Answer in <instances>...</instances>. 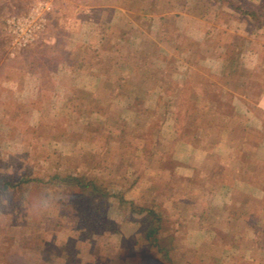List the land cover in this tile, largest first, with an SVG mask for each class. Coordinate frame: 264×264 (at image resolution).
<instances>
[{
	"label": "crops",
	"instance_id": "1",
	"mask_svg": "<svg viewBox=\"0 0 264 264\" xmlns=\"http://www.w3.org/2000/svg\"><path fill=\"white\" fill-rule=\"evenodd\" d=\"M237 1L153 0L128 19L126 13L133 11L124 0H92L73 9L70 22H56L57 29L71 31L70 39H55L61 52L69 53L57 54L59 68H70L71 76H104L107 87L99 88L103 95L137 91L141 95L125 96L126 109L137 103L147 125L160 119L155 147L167 140V148H142L140 155L152 162L149 189H168L155 197L153 204L161 211L152 207L160 219L153 226L159 225L158 250L173 264H220L218 251L208 248L230 250L235 257L231 264H264V227H257L264 222V28L255 27ZM97 12L105 16L99 19ZM82 13H87V24ZM85 27L87 39L79 37ZM83 47L91 65L83 62ZM177 110L194 135L176 133ZM119 165L125 173L128 164ZM147 186L137 182L131 196L140 206ZM120 196L108 193L103 204L124 203L127 198ZM214 206L220 207L216 215L225 224H217ZM107 213L104 219L113 221ZM132 221L121 231L136 242L140 220ZM229 222L244 228L235 229ZM243 236L249 239L247 245L238 244ZM126 250H117L121 264L134 259L123 255ZM131 264L157 263L137 256Z\"/></svg>",
	"mask_w": 264,
	"mask_h": 264
},
{
	"label": "rangeland",
	"instance_id": "2",
	"mask_svg": "<svg viewBox=\"0 0 264 264\" xmlns=\"http://www.w3.org/2000/svg\"><path fill=\"white\" fill-rule=\"evenodd\" d=\"M107 1L120 3V0ZM124 1L133 11L126 13L128 19H133L136 8L153 2ZM39 2L49 5L43 11L46 27L26 47H13L5 30L6 18L25 15ZM237 2L264 16V0ZM85 3L92 0H0V264H121L119 248H127L123 255L134 258L128 259L130 264L137 256L157 264H173L168 256L163 257L162 251L157 252V248L141 239L146 220L151 217L139 209L155 207L154 210L161 211V206L153 204L157 201L155 197L168 193L166 188L149 189L148 186H153L152 162L140 155L142 148L149 151L158 147L153 135L159 131L160 119L155 118L147 125L149 120L145 113H140L137 103L126 109L125 96L141 95L137 91L117 94L105 91L107 98L101 99L104 95L99 88L107 87L104 76H71L70 68L65 70L56 65L58 53L69 56L68 51L61 52L56 46V36L71 38V31L57 29L56 22L58 19L70 22L72 10ZM82 14L87 24V13ZM96 15L99 19L105 16L102 12ZM115 15L112 21L117 18ZM136 16L138 20L142 18L139 13ZM88 35L85 27L79 37L87 39ZM86 48H82V59L85 65H91ZM93 62L96 68L98 61ZM180 111L176 112V133L180 137L194 135L195 130L182 123ZM166 142L158 149L167 148ZM119 161L128 164L125 173ZM55 171L83 174L105 187L106 194L118 196L117 199L122 194L120 197L127 199L124 203L105 205L106 197L97 192L82 193L63 185L27 182L35 177L47 178ZM137 182L148 185L142 206L131 199ZM105 212L113 221L104 219ZM213 212L217 224L226 223L222 216L216 215L221 214L219 206H214ZM132 218L140 220L136 242L133 235L126 236L121 231V227L134 224ZM153 219L152 226L156 223ZM232 227L244 228L240 223ZM257 227L263 228L264 222ZM220 240L216 238L219 244ZM247 242L249 239L243 236L238 244ZM208 250L218 251L220 264H231L232 257L235 259L230 250L224 252L225 248Z\"/></svg>",
	"mask_w": 264,
	"mask_h": 264
},
{
	"label": "trees",
	"instance_id": "3",
	"mask_svg": "<svg viewBox=\"0 0 264 264\" xmlns=\"http://www.w3.org/2000/svg\"><path fill=\"white\" fill-rule=\"evenodd\" d=\"M241 13L249 19L253 23V25L257 28L262 27L264 28V16H261L257 13L254 9L249 7L248 5H244L240 8ZM29 181H36L41 182L48 186H58L63 185L67 188L79 190L82 193H92L97 192L99 196L103 197L106 195L107 190L104 189L105 187H101L100 185L96 184L94 179H88L83 174H73V173H62L60 171H55L53 174L49 175L47 178H31ZM5 186H8L9 183H4ZM109 193V192H108ZM107 193V194H108ZM146 212V217H151L150 219L147 218L145 223V228L142 231V238L143 240L147 241L148 244L152 247L157 248V252L161 251L158 250V246L156 244V234L159 229V225L152 226L153 218H157L156 221L160 223V219L150 208H140L139 212ZM163 257L166 258L167 254L163 253ZM53 256V254H51ZM49 258L48 260H50Z\"/></svg>",
	"mask_w": 264,
	"mask_h": 264
},
{
	"label": "built area",
	"instance_id": "4",
	"mask_svg": "<svg viewBox=\"0 0 264 264\" xmlns=\"http://www.w3.org/2000/svg\"><path fill=\"white\" fill-rule=\"evenodd\" d=\"M48 7V3L39 2L25 15H12L6 18L5 30L10 37L13 47H26L44 30L46 27V18L43 11Z\"/></svg>",
	"mask_w": 264,
	"mask_h": 264
}]
</instances>
